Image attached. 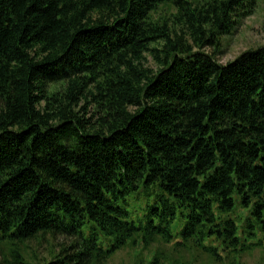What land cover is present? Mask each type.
Wrapping results in <instances>:
<instances>
[{"label":"trees","instance_id":"trees-1","mask_svg":"<svg viewBox=\"0 0 264 264\" xmlns=\"http://www.w3.org/2000/svg\"><path fill=\"white\" fill-rule=\"evenodd\" d=\"M258 2L0 0V264L264 233V46L218 61Z\"/></svg>","mask_w":264,"mask_h":264},{"label":"rangeland","instance_id":"rangeland-1","mask_svg":"<svg viewBox=\"0 0 264 264\" xmlns=\"http://www.w3.org/2000/svg\"><path fill=\"white\" fill-rule=\"evenodd\" d=\"M262 46H264V0H259L254 15L245 18L231 35L224 37L218 61L225 65L242 53ZM146 204L145 193L140 192L130 200L129 211L134 212V215L142 214ZM239 212L244 213L242 210ZM246 220L245 214L242 221L238 223L240 226L238 238L241 241L238 254H231L234 248H227L226 245L213 244L211 241L205 243V247L218 248V254L224 259L222 264H264V233L256 232L255 239L249 237L248 232H245L243 228ZM183 230L184 224L174 229L173 234L177 239L172 244L158 243L150 248L139 245L120 252L110 264H152L158 259L162 264H216L201 256L200 249L195 246L196 241H191L188 245L184 242V239L180 237ZM259 241L262 247L253 252L248 250ZM177 243L181 246L176 247ZM45 248L46 245L41 248L33 247L36 252H40V255L45 253Z\"/></svg>","mask_w":264,"mask_h":264}]
</instances>
